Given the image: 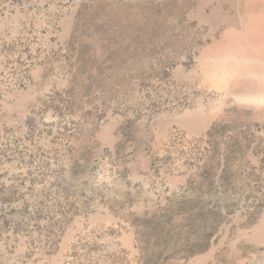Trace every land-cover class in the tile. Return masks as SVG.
I'll return each instance as SVG.
<instances>
[{"label":"rangeland","instance_id":"obj_1","mask_svg":"<svg viewBox=\"0 0 264 264\" xmlns=\"http://www.w3.org/2000/svg\"><path fill=\"white\" fill-rule=\"evenodd\" d=\"M0 264H264V0H0Z\"/></svg>","mask_w":264,"mask_h":264}]
</instances>
